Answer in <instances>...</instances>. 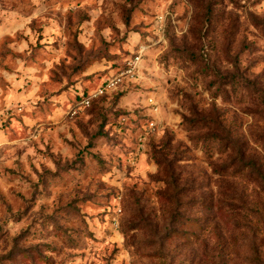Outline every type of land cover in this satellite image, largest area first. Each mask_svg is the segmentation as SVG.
<instances>
[{
	"label": "rangeland",
	"instance_id": "374dc122",
	"mask_svg": "<svg viewBox=\"0 0 264 264\" xmlns=\"http://www.w3.org/2000/svg\"><path fill=\"white\" fill-rule=\"evenodd\" d=\"M0 118V264H264V0H0Z\"/></svg>",
	"mask_w": 264,
	"mask_h": 264
},
{
	"label": "trees",
	"instance_id": "16d2710c",
	"mask_svg": "<svg viewBox=\"0 0 264 264\" xmlns=\"http://www.w3.org/2000/svg\"><path fill=\"white\" fill-rule=\"evenodd\" d=\"M237 155L239 160L238 161L239 170L243 171L244 168L248 169L250 173L255 175L258 181L262 182L261 185L264 186V174L260 171L255 160H253L252 158L248 160L243 159L244 153L242 151H239Z\"/></svg>",
	"mask_w": 264,
	"mask_h": 264
},
{
	"label": "built area",
	"instance_id": "2783aa9c",
	"mask_svg": "<svg viewBox=\"0 0 264 264\" xmlns=\"http://www.w3.org/2000/svg\"><path fill=\"white\" fill-rule=\"evenodd\" d=\"M112 85V84H111ZM82 103L84 104V105H88V103H89V100L87 99V98H84V99H82ZM1 118H0V124H1Z\"/></svg>",
	"mask_w": 264,
	"mask_h": 264
}]
</instances>
